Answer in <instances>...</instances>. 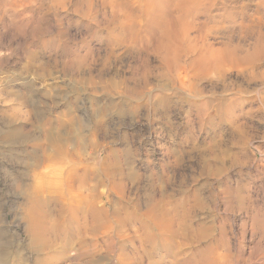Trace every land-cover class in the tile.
I'll list each match as a JSON object with an SVG mask.
<instances>
[{"label":"clouds","instance_id":"9594fccd","mask_svg":"<svg viewBox=\"0 0 264 264\" xmlns=\"http://www.w3.org/2000/svg\"><path fill=\"white\" fill-rule=\"evenodd\" d=\"M0 264H264V0H0Z\"/></svg>","mask_w":264,"mask_h":264}]
</instances>
